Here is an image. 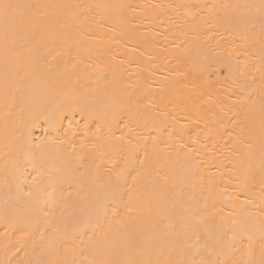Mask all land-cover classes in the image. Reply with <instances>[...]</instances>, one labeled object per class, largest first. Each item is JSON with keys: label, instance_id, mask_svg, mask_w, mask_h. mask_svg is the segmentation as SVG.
<instances>
[{"label": "bare ground", "instance_id": "6f19581e", "mask_svg": "<svg viewBox=\"0 0 264 264\" xmlns=\"http://www.w3.org/2000/svg\"><path fill=\"white\" fill-rule=\"evenodd\" d=\"M262 261L264 0H0V264Z\"/></svg>", "mask_w": 264, "mask_h": 264}, {"label": "snow or ice", "instance_id": "6c2138e0", "mask_svg": "<svg viewBox=\"0 0 264 264\" xmlns=\"http://www.w3.org/2000/svg\"><path fill=\"white\" fill-rule=\"evenodd\" d=\"M15 7H18V6L11 5V4L3 5V8L5 10V12H4L5 18H8V16L11 15V10L14 9ZM262 264H264V261H262Z\"/></svg>", "mask_w": 264, "mask_h": 264}]
</instances>
